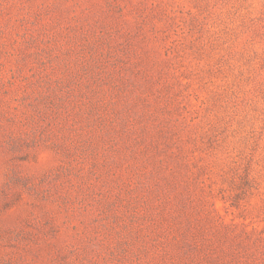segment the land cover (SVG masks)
<instances>
[{"label": "rangeland", "instance_id": "obj_1", "mask_svg": "<svg viewBox=\"0 0 264 264\" xmlns=\"http://www.w3.org/2000/svg\"><path fill=\"white\" fill-rule=\"evenodd\" d=\"M0 264H264V0H0Z\"/></svg>", "mask_w": 264, "mask_h": 264}]
</instances>
